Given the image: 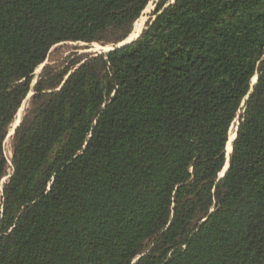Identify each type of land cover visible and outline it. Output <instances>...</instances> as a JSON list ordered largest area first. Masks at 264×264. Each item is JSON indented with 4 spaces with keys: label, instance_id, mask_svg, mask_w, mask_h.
<instances>
[{
    "label": "trees",
    "instance_id": "obj_1",
    "mask_svg": "<svg viewBox=\"0 0 264 264\" xmlns=\"http://www.w3.org/2000/svg\"><path fill=\"white\" fill-rule=\"evenodd\" d=\"M150 1L0 0V264H264V0H159L33 84Z\"/></svg>",
    "mask_w": 264,
    "mask_h": 264
},
{
    "label": "rangeland",
    "instance_id": "obj_2",
    "mask_svg": "<svg viewBox=\"0 0 264 264\" xmlns=\"http://www.w3.org/2000/svg\"><path fill=\"white\" fill-rule=\"evenodd\" d=\"M158 1L159 0H151L148 3L144 12L142 13V15L138 19L139 21L137 20L140 24L137 27L136 34L131 35L129 37V39L135 38L137 36V34H139V32L147 26V22L151 19V17H154V15L152 13H153V10L155 9ZM170 1L173 2V0H170ZM140 20H141V22H140ZM107 45H109L108 48H105V47H107ZM107 45H104V44H101L98 42H93V43H88V44L84 43V42H70V43H65L59 47H53L49 57L47 58V60L35 70L33 84L37 81L39 74L41 73L42 69L44 68V66L46 64L55 67L57 70H58V68L63 69L66 66H68L69 64H71V61L77 59V57L80 55H85V54L87 55V54H91V53L92 54H99V53L108 52L107 50L109 49V47L112 44H107ZM257 76L258 75L256 74L252 78V85L256 83ZM33 93H34V91L31 90L30 93L28 94V96L26 97V99L23 101L13 123L11 124L9 134L7 135L6 140H5V153L9 159L10 164H11L10 160L12 157V149H11L12 132L15 129L18 122H20V120H22L23 116L25 115V111L29 106L30 98L33 95ZM243 105H244V102L242 103V106ZM18 114L19 115L21 114L20 119H17ZM16 119L18 120V122H16ZM238 123H239V119L236 118V120L232 124V129L230 130V132L232 131V132L236 133L237 128H238ZM229 135H230V133H229ZM227 145H228V143H227ZM226 150L228 152L227 148H226ZM226 161H227V157H226ZM10 170H11V167H10ZM222 174H223V172L220 173V175H222ZM7 178H8V175L3 178V182H5L7 180Z\"/></svg>",
    "mask_w": 264,
    "mask_h": 264
},
{
    "label": "water",
    "instance_id": "obj_3",
    "mask_svg": "<svg viewBox=\"0 0 264 264\" xmlns=\"http://www.w3.org/2000/svg\"><path fill=\"white\" fill-rule=\"evenodd\" d=\"M173 1H175V0H173ZM143 12H144V11H143ZM135 23H136V22H135ZM134 28H135V25H134ZM134 28H133L132 32L134 31ZM142 31H143V30H141V31L139 32V34H137V36H136L135 38H130V39H129V37H130V35H129V36H128L127 38H125L124 40H122V41H120V42H118V43L112 44V45L109 47V49H108L107 51L109 52V51L121 50V49H123V48H125V47L130 46L131 44L134 43V41H135L136 39H138V38L141 36ZM132 32H131V33H132ZM131 33H130V34H131ZM66 78H68V76H67ZM257 79H258V76H257ZM256 81H257V80H256ZM20 122H21V120H20ZM20 122H18V124L16 125V127L20 124ZM238 124H239V123H238ZM16 127H15V129H16ZM15 129L13 130L12 135L15 133ZM231 129H232V126H231L230 130H231ZM237 134H238V128H237V131H236V133H235V136H234V138H233V140H232V142H231V143H232V148H231L230 153H228L227 150H226L227 161H226V163H225V165H224V168H223L222 171H221V172H223V174H222V175L219 174V177H220V178L224 177L225 174H226V172H227L228 169H229V166H230V155H231V153H232V151H233V142H234V140L236 139ZM229 142H230V135H229L228 143H229ZM221 172H220V173H221Z\"/></svg>",
    "mask_w": 264,
    "mask_h": 264
},
{
    "label": "bare ground",
    "instance_id": "obj_4",
    "mask_svg": "<svg viewBox=\"0 0 264 264\" xmlns=\"http://www.w3.org/2000/svg\"><path fill=\"white\" fill-rule=\"evenodd\" d=\"M138 21H139V20H138ZM138 21L135 23V28H134V31L131 33V35H135L136 32H137V27H138L139 24H140ZM140 22H141V20H140ZM131 35H130V36H131ZM108 46H109V45H107V47H105V48H108ZM20 118H21V114H20V115L18 114L17 119H20ZM17 119H16V122H18ZM231 132H232V131H231ZM231 132H230V142L228 143V145H227V147H226V148L228 149V153H230V151H231V148H232V143H231V142H232V140H233V138H234V136H235V132H232V133H231Z\"/></svg>",
    "mask_w": 264,
    "mask_h": 264
}]
</instances>
